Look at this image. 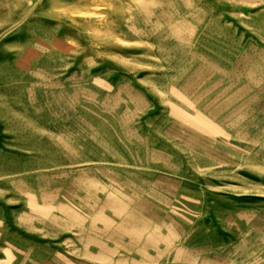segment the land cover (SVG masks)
<instances>
[{
  "label": "rangeland",
  "instance_id": "rangeland-1",
  "mask_svg": "<svg viewBox=\"0 0 264 264\" xmlns=\"http://www.w3.org/2000/svg\"><path fill=\"white\" fill-rule=\"evenodd\" d=\"M0 264H264V0H0Z\"/></svg>",
  "mask_w": 264,
  "mask_h": 264
}]
</instances>
